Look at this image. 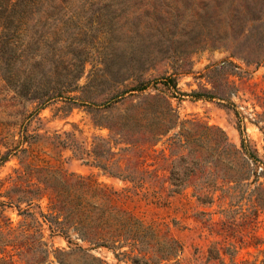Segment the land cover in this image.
<instances>
[{
    "label": "rangeland",
    "instance_id": "rangeland-1",
    "mask_svg": "<svg viewBox=\"0 0 264 264\" xmlns=\"http://www.w3.org/2000/svg\"><path fill=\"white\" fill-rule=\"evenodd\" d=\"M13 1L0 0V155L19 133L34 141L29 156L11 150L0 166V201L21 183V157L41 168L48 188L29 206L20 203L28 213L0 205V219L8 218L0 221L1 260L25 264L46 251L52 264H90L92 256L107 264H135L133 258L149 264H264V51L256 54L264 47V23L253 20L262 0H68L64 9L44 0L33 17L58 24L56 34L52 27L48 32L60 39L53 47L54 70L59 77L80 70L65 95L82 100L54 97L37 113V101L18 97L4 79H24L29 69L24 42L33 29L16 49L12 15L19 8ZM40 47L42 53L47 49ZM148 55L150 66L144 63ZM106 71L121 80H107ZM169 75L174 80L167 85L160 77ZM139 81H149L142 92H124L110 108L99 105ZM160 91L174 110V123L153 143L141 142L143 122L130 115L139 118V102ZM105 121L140 123L139 142L115 144L118 135ZM218 128L228 148L246 145L257 160L245 157L246 163L240 153L219 151ZM95 145L110 147L107 160L99 159L113 174L94 164ZM172 168L183 177L178 192L171 191ZM78 177L93 179L97 191H115L110 202L100 193H81L78 211L90 209L84 198L123 209L146 228L140 241L125 235L114 248L94 246L71 227L61 233L47 220L56 213L48 207L49 186L62 189V180ZM9 240L22 246L13 248ZM167 251L172 255L160 258Z\"/></svg>",
    "mask_w": 264,
    "mask_h": 264
},
{
    "label": "trees",
    "instance_id": "trees-1",
    "mask_svg": "<svg viewBox=\"0 0 264 264\" xmlns=\"http://www.w3.org/2000/svg\"><path fill=\"white\" fill-rule=\"evenodd\" d=\"M44 0H14L12 2L13 7L19 8V10L15 11L12 15V31L11 37L13 38L14 47L17 49L22 46V36L28 29H33L30 37L24 42V49H27L28 54L26 55V61L29 63V69L24 79H20L17 75H4V79L6 84L11 87L15 94L18 97L35 100L37 101V105L35 107V111L41 108L48 100L54 97H61L68 100H82L79 98H72L66 96L69 91L72 90V86L75 85L76 78L80 73V70L70 71L63 75V77H59L58 73L54 70L55 65L53 66V58L55 56L54 53V45L58 44L60 40L59 37H52L48 35L49 29L55 30V34L57 33L58 24L53 21L52 23L40 22V19H34V15H38L42 3ZM53 3H56L58 9H64L67 7L66 3L68 0H51ZM58 1V2H57ZM253 20L261 21V24L264 23V0L260 3L258 10L256 11V15H254ZM60 29V28H59ZM138 31V29L136 28ZM136 31V32H137ZM3 32V31H1ZM4 35V33H3ZM51 39V40H50ZM4 42V41H3ZM40 44L42 46H46L47 49L42 53L40 52ZM23 49V50H24ZM264 51V47L262 45L258 46V51L256 54ZM19 55V54H18ZM16 55V57H18ZM152 57L148 55L144 59V63L146 66H150L152 63L150 60ZM138 70H143L144 67H139ZM182 72V71H181ZM104 74H108L109 77L107 80H111L114 83L119 82L121 79H117L114 75H110V72L106 71ZM174 74V73H173ZM164 79L165 84H169L168 80H174L173 75L160 77ZM105 81V80H104ZM149 85V81H139L137 84L132 87L122 90L117 94L111 95L108 99L104 100L99 105H102L105 108H110L115 102L119 100V98L124 94V92L128 91H139L142 92ZM141 103V104H140ZM143 103V104H142ZM96 104V103H92ZM143 105V106H142ZM137 109H141L142 115L139 118L134 117L133 115L131 119L142 121L143 129L146 132L145 137L141 142H149L153 143L156 141V138L159 134L165 132L169 127H171L174 123L173 118L171 119V115L174 110L168 101L166 94L162 91L156 93L154 95H149L148 99H143L139 102V105L136 106ZM94 123L101 125L102 121L93 117L92 119ZM106 126L112 131L113 135H118L117 138L114 139V143H120L121 141L136 146L139 142L137 137H135V130L140 128L142 125L140 123L129 124L122 123L120 125L116 123H112V121H105ZM222 136V144L220 145L219 151H227L235 156L239 155V153L244 156V160L247 163L248 158L253 161L257 159L253 157V155L248 151V148L243 146L242 150L238 148H228L231 146L227 143L225 133L218 128ZM31 136L22 132L19 133V139L16 141L12 140L10 143L5 142L8 146H11L10 149H7L3 154L0 155V166L8 159L9 153L11 150L20 151L24 157V155L28 154V156L32 152L31 144H33L34 140H30ZM29 139V140H28ZM14 141L15 144L12 145ZM23 143L26 145L24 146ZM243 143H241L242 145ZM6 145V146H7ZM5 146V147H6ZM233 146V145H232ZM92 154L94 157V164L100 167L103 171H107L109 174H113L108 168L106 162L101 161L99 158H103L107 160L106 154H110V147L106 151H101L97 148V146H93ZM246 157V159H245ZM21 163V169L17 172L16 181H20V184H14L11 188L7 189L3 196L6 200L0 201V205L5 207H17V210L23 213L26 212L25 209L21 210L20 203L25 202V206H29L32 203V199L39 198L41 196V192L48 188L47 181L43 177L40 176L41 168L32 166L31 162H26L24 159L19 158ZM174 165V164H173ZM256 166V163L254 164ZM247 174V173H245ZM129 176V175H128ZM126 177V176H125ZM256 177V175H255ZM32 178H35V181H31ZM169 180L171 184L174 186L171 191L178 192V187L183 181V177H181L177 172L173 171V168L170 170ZM139 179H142L139 176ZM66 183L67 186L62 189H58L55 187H50L49 196H48V207L51 212H55V215L48 216V221H52L54 223L55 228L64 233L62 228L65 226L67 229L70 227L78 233V235L90 241L94 246H104L108 248H114L113 242L118 241L122 236L126 238L125 235L131 236L130 238L139 240L137 236L140 234L142 237L144 236L145 229L142 225L132 217H130L123 209H117L112 204L108 203L106 206H100L95 201L88 200L86 198L83 199L84 206L89 207L88 212L82 213L78 211V206L80 205L81 193L90 192V198L95 197L96 194L100 193L104 196V199L107 202L112 200V194L115 191L102 192L101 190L97 191V183L89 177L82 178L78 177L74 182H68V179L62 180ZM42 184V187L39 186ZM73 186L75 188L73 189ZM96 210V214H92L91 212ZM2 210L0 211L1 214ZM62 216V219L58 221V218ZM8 218L3 216L0 221L7 222ZM0 223V227L3 225ZM92 228L93 231H90ZM35 232L41 236L40 229L37 227ZM115 238V239H112ZM13 248L18 249V247L22 246L21 243H14L12 240L7 241ZM5 244V243H4ZM120 247V246H119ZM44 252L41 259H34V261H28L24 259L25 264H40L41 261L46 262L47 252ZM46 252V253H45ZM15 255L20 257V252L16 251ZM172 255L171 251H167V253L160 254V258L168 259ZM92 260L94 263L90 264H107L105 261L98 257L92 256ZM141 259L133 258L135 264H149L146 260L139 261ZM60 262V261H59ZM0 264H14L13 262H5L0 258ZM46 264H52L47 261Z\"/></svg>",
    "mask_w": 264,
    "mask_h": 264
}]
</instances>
